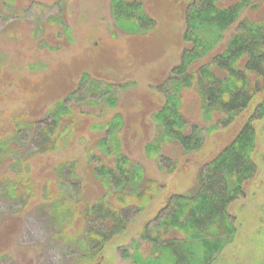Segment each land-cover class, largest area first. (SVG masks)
<instances>
[{
  "label": "rangeland",
  "instance_id": "obj_1",
  "mask_svg": "<svg viewBox=\"0 0 264 264\" xmlns=\"http://www.w3.org/2000/svg\"><path fill=\"white\" fill-rule=\"evenodd\" d=\"M187 1L144 0L155 27L146 33L126 34L116 25L111 0H15L13 6L10 0H0V53L7 56L2 68L5 81L0 86V135L12 126V116L26 113L33 120L40 119L56 99L77 91L69 100L75 111L72 134L50 157L35 155L29 162L34 194L27 201L4 196L1 179L15 172L9 166L10 157L1 158L0 264H134L132 255L137 243L141 252L148 254L151 250L140 239L145 222L157 214L169 194L191 191L201 166L255 113L259 102L256 98L249 111L224 126V114L215 113L210 120L205 119L197 90H186L182 110L186 118L202 128L203 147L185 155L179 145L167 144L160 163L146 155L145 145L156 132L151 115L164 102L162 82L179 63L186 46L183 31ZM256 3L243 16L264 19V0ZM66 27L71 28L74 42L67 40ZM233 30L226 32L222 44ZM86 72L89 82L85 80L80 86ZM91 80L99 82L97 89L92 88ZM106 86H112L116 107L92 103L96 97H107ZM116 113L123 116L118 137L126 154L157 178L162 190L100 255L90 256L85 238L87 224L80 211L102 195L92 164L112 159L97 147L104 131L92 125L108 121ZM213 124L217 128L210 131ZM254 125L258 171L247 183L245 195L230 206L237 234L214 264H264V118ZM88 149L89 161L85 156ZM73 159H79L84 189L79 201L71 199L73 206L68 207L61 221L45 199L47 189L57 191L50 167ZM83 248L87 252L81 251Z\"/></svg>",
  "mask_w": 264,
  "mask_h": 264
},
{
  "label": "trees",
  "instance_id": "obj_2",
  "mask_svg": "<svg viewBox=\"0 0 264 264\" xmlns=\"http://www.w3.org/2000/svg\"><path fill=\"white\" fill-rule=\"evenodd\" d=\"M10 1L13 6L15 0ZM220 1L188 0L185 4L186 46L179 63L162 82L164 102L151 115L156 132L145 145V153L160 163L167 144L179 145L185 155L203 147L202 128L186 118L182 110L186 90H197L205 119L210 120L215 113L224 114V126L249 111L259 99L258 106L232 139L201 166L195 187L189 192L169 194L157 214L145 222L140 239L151 250L148 254L141 252L137 243L132 255L134 264H214L237 234L230 206L245 195L247 183L258 171L254 123L264 118V19L243 16L257 6V0H236L227 5ZM111 6L116 25L126 34L146 33L156 25L144 0H111ZM56 21L61 23L60 19ZM232 27L233 32L222 44ZM65 35L74 42L70 27L65 28ZM6 58L0 53V86L5 81L2 68ZM83 76L80 86L90 78L87 72ZM98 83L91 80L92 88L97 89ZM111 87L106 86L107 97H96L92 103L116 107ZM76 93L56 99L40 119L33 120L26 113L11 117L12 126L0 135V163L2 156L10 157L9 166L15 172L14 177L1 179L6 198L26 200L34 194L29 162L35 155L50 157L72 134L75 111L69 100ZM123 123L122 114L116 113L108 121L92 125L104 131L97 147L112 159L92 164L102 195L80 211L87 224L85 238L89 246V252L84 248L81 251L86 250L90 256L100 255L162 190L157 178L126 154L118 137ZM216 126L213 124L209 130ZM85 156L89 161V149ZM78 163L79 159H73L49 166L55 174L57 191L47 189L45 199L61 221L68 207L73 206L72 200L79 201L82 196Z\"/></svg>",
  "mask_w": 264,
  "mask_h": 264
},
{
  "label": "flooded vegetation",
  "instance_id": "obj_3",
  "mask_svg": "<svg viewBox=\"0 0 264 264\" xmlns=\"http://www.w3.org/2000/svg\"><path fill=\"white\" fill-rule=\"evenodd\" d=\"M254 234V233H253ZM255 235V234H254ZM256 238V237H255Z\"/></svg>",
  "mask_w": 264,
  "mask_h": 264
}]
</instances>
